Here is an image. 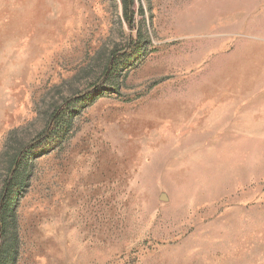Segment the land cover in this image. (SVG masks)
<instances>
[{
  "label": "rangeland",
  "instance_id": "obj_1",
  "mask_svg": "<svg viewBox=\"0 0 264 264\" xmlns=\"http://www.w3.org/2000/svg\"><path fill=\"white\" fill-rule=\"evenodd\" d=\"M0 264H264V0H0Z\"/></svg>",
  "mask_w": 264,
  "mask_h": 264
}]
</instances>
